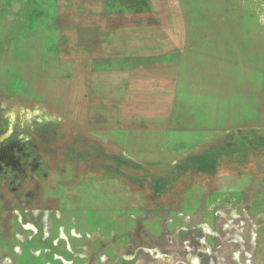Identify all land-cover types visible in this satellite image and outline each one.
<instances>
[{
  "label": "rangeland",
  "instance_id": "rangeland-1",
  "mask_svg": "<svg viewBox=\"0 0 264 264\" xmlns=\"http://www.w3.org/2000/svg\"><path fill=\"white\" fill-rule=\"evenodd\" d=\"M82 98L146 152L86 154L43 209L1 172L0 264H264V0H0L1 130ZM170 123L200 139L153 146Z\"/></svg>",
  "mask_w": 264,
  "mask_h": 264
},
{
  "label": "crops",
  "instance_id": "crops-1",
  "mask_svg": "<svg viewBox=\"0 0 264 264\" xmlns=\"http://www.w3.org/2000/svg\"><path fill=\"white\" fill-rule=\"evenodd\" d=\"M19 18H23L24 13L21 9L19 11ZM18 16V15H17ZM22 20V19H21ZM21 20L18 22V27L21 26ZM19 31L15 30L14 34L18 35ZM174 60V59H173ZM20 83V82H19ZM24 90L28 91V99L32 102L41 101V106H46L44 101L47 98L41 97L42 89L38 86H31L28 83H20ZM84 95V93H83ZM83 97V96H82ZM99 101V99H94L92 97L91 102ZM84 98L78 99L76 104V114L71 116L66 112L60 111L58 113L49 112L44 108V110L39 111L38 106L28 105L29 115H34L35 119L33 121L19 119L17 117L13 126L10 127L9 131L19 137L24 138L25 141L23 145L32 146V156H27V158L20 161V151L16 149L12 150V155L18 153L17 161L18 164V175L23 177L24 182L18 184L19 190L22 189V184L25 189L29 191L27 193V201L33 203L34 209L50 208L51 202L57 199L59 196V201H68L69 195L66 182L62 179L65 172L68 171V167L75 165L77 168L78 164L80 167L85 164V155L93 154L96 155V161L94 169L98 172L101 169H107V171H114L115 166V155L116 153L130 154L131 152L142 153L146 152L148 147V140L143 139L142 143L137 147L133 148L132 134L126 125V120L117 119L115 113L111 112H100V110L90 109V102H86V108H84ZM98 104V103H97ZM33 113V114H32ZM21 121V122H20ZM157 139L151 140L153 146L156 145L162 148L164 144L163 137H169L168 134H174L178 138L177 149H172V153L177 154L183 148H192L194 144L190 146L189 141H194V139H200V136L192 135L190 138L187 135L184 127L182 128H172L171 123L165 125L164 128L155 129L153 133H158ZM2 130L0 127V139L2 138ZM175 137V136H171ZM160 138V139H158ZM192 141V142H193ZM168 145V144H167ZM171 146V145H170ZM166 147V146H165ZM167 148V147H166ZM134 150V151H133ZM205 148L196 152V156L205 153ZM58 156V158H57ZM194 156V157H196ZM182 158L179 162L175 161L174 170H182V164L194 165L191 161L192 158ZM63 162L56 167L57 162ZM74 161V162H73ZM82 162V164H80ZM130 162V161H129ZM7 164L4 161V157H0V167L3 164ZM42 165L44 167V174L37 175L35 172V165ZM185 169H188L185 168ZM98 176L100 173H96ZM105 174V173H103ZM102 174V175H103ZM96 175V176H97ZM112 178V176H109ZM3 183L0 180V203L3 194ZM16 189V188H15ZM13 190V189H12ZM15 191V190H14Z\"/></svg>",
  "mask_w": 264,
  "mask_h": 264
},
{
  "label": "flooded vegetation",
  "instance_id": "flooded-vegetation-1",
  "mask_svg": "<svg viewBox=\"0 0 264 264\" xmlns=\"http://www.w3.org/2000/svg\"><path fill=\"white\" fill-rule=\"evenodd\" d=\"M5 125V124H4ZM13 126V123H8L6 125V127L4 128V130H2V138L0 139V157H4V161L8 163L7 164H3L0 167V173L3 172L5 170V172L9 173V172H13V174H18V164L22 159L27 158L26 153H29L28 156H32L31 152H32V146L30 145H23L24 143L28 142L25 141L24 138L19 137V135H15L12 132L13 131H9L10 127ZM25 147V148H24ZM20 151V161H17V163H15L16 160H19L18 158V153L16 155H12L11 151L16 149ZM27 149V151L25 150Z\"/></svg>",
  "mask_w": 264,
  "mask_h": 264
},
{
  "label": "water",
  "instance_id": "water-1",
  "mask_svg": "<svg viewBox=\"0 0 264 264\" xmlns=\"http://www.w3.org/2000/svg\"><path fill=\"white\" fill-rule=\"evenodd\" d=\"M221 259H223V257H221Z\"/></svg>",
  "mask_w": 264,
  "mask_h": 264
}]
</instances>
